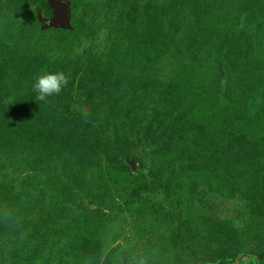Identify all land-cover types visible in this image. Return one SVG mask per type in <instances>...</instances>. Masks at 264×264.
<instances>
[{
    "label": "rangeland",
    "instance_id": "obj_1",
    "mask_svg": "<svg viewBox=\"0 0 264 264\" xmlns=\"http://www.w3.org/2000/svg\"><path fill=\"white\" fill-rule=\"evenodd\" d=\"M62 1L0 0V264H264V0Z\"/></svg>",
    "mask_w": 264,
    "mask_h": 264
},
{
    "label": "clouds",
    "instance_id": "obj_2",
    "mask_svg": "<svg viewBox=\"0 0 264 264\" xmlns=\"http://www.w3.org/2000/svg\"><path fill=\"white\" fill-rule=\"evenodd\" d=\"M69 83L68 76L63 71L43 72L38 75L33 84V91L37 93L35 99L47 104L49 97L58 96ZM105 254L102 252L99 264H104ZM122 264V262H120ZM129 264H150L148 254L130 257Z\"/></svg>",
    "mask_w": 264,
    "mask_h": 264
},
{
    "label": "water",
    "instance_id": "obj_3",
    "mask_svg": "<svg viewBox=\"0 0 264 264\" xmlns=\"http://www.w3.org/2000/svg\"><path fill=\"white\" fill-rule=\"evenodd\" d=\"M51 9L50 17L41 22L43 29L51 27L66 28L68 23L67 4L62 0H45Z\"/></svg>",
    "mask_w": 264,
    "mask_h": 264
}]
</instances>
